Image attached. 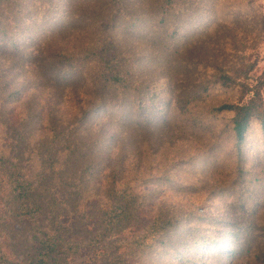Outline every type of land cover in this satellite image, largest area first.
I'll list each match as a JSON object with an SVG mask.
<instances>
[{"label": "rangeland", "instance_id": "1", "mask_svg": "<svg viewBox=\"0 0 264 264\" xmlns=\"http://www.w3.org/2000/svg\"><path fill=\"white\" fill-rule=\"evenodd\" d=\"M161 1L17 0L19 5L7 6L4 12L14 25L17 19H27L15 27L22 41L14 48L38 51L39 60L48 45L82 49L99 40L103 20L116 16L115 24L122 28L135 12L145 18L135 22L138 30L117 34L137 60L147 51L158 54L156 63L143 69L145 79L158 90L171 82L179 102L150 108L144 116L149 130L119 157L120 146L109 139V124L99 135L100 121H80L81 98L73 100L70 86L58 92L55 101L40 89L35 100L40 110H30L37 106L26 103L31 88L16 90L12 84L0 94V264H28L40 231L56 237L64 250L51 261L56 264H264L263 129L258 117L251 118L239 149L232 129L234 112L219 110L225 103L247 102L255 91L264 106V0H176L175 18L169 27L162 25L163 31L168 29L160 36L165 40L150 42L155 36L149 30H160ZM51 18L62 27L55 35L48 34ZM31 39L36 42L28 45ZM152 43H157L155 49ZM10 49L0 53L7 67L19 56V50ZM166 50L171 52L164 55ZM0 73L6 77L4 66ZM222 73L234 75L241 84H224ZM25 79L22 74L18 81ZM95 84L92 79L75 90L84 93ZM6 93L10 98L2 109ZM167 97L162 92L151 103L159 105ZM29 111L34 122L23 121ZM102 121L107 122L106 115ZM70 135V144L75 141L80 148L72 159L61 149L62 139ZM80 151L90 153L91 162L83 161ZM166 171L172 179L165 178ZM14 172L31 180L36 201L31 214L13 201ZM125 189L137 194L135 216L130 217L133 209L112 226L105 221L110 199L114 190ZM170 217L179 219L168 228L174 244L159 229ZM250 218L257 240L239 256V241L228 231L236 230V224L244 227ZM196 236L197 241L204 236L210 242L193 244ZM212 239L221 245L215 248ZM180 240L185 244L180 246ZM178 246L192 260L180 259Z\"/></svg>", "mask_w": 264, "mask_h": 264}, {"label": "trees", "instance_id": "2", "mask_svg": "<svg viewBox=\"0 0 264 264\" xmlns=\"http://www.w3.org/2000/svg\"><path fill=\"white\" fill-rule=\"evenodd\" d=\"M14 4L19 5L17 0H0V53H3L6 48H12L10 49L12 51L19 50V56L15 58L14 61H10L8 67L4 63L7 62V59H0V66H4L6 70V75H4L6 77H1L2 74L0 73V94L3 93L5 95V92H7L6 89L13 88L12 84L17 86L16 90L31 88L33 92L29 98L30 100L28 99L26 103L32 101L33 106L37 107L30 108V110H40L39 104L35 102L40 89L49 91V99L55 101V95L57 96V93L61 92L64 87L70 86L71 92H73V100L77 101L78 97L81 98L80 121H89L90 123L100 121L96 122L99 125L96 127L99 130V135H101L105 125L109 124L111 133L109 139L115 141V144L120 146L121 152L119 157H124V154L128 153L129 148L134 149L133 142L141 139L145 131L149 130L147 126L148 119H144V116L148 114L150 108L152 110L160 109L161 105L167 108L174 104L176 100L179 102V97H175L176 91L171 82H168L167 85L158 90V85L152 82V80L148 81L145 79L143 69L147 65H151V63H156L158 54L147 51L146 55L141 56L137 60L134 55L135 53L131 51L128 52L129 50L126 49L128 46L126 41L119 38L117 34L118 31H123L124 35L127 36L128 33H133L138 30L134 25L136 24L135 22L143 23L145 18L135 15V12H133V15L130 13V20L132 22L129 21V24L123 25L122 28H120L119 25L118 27L116 26V16L111 20H103V22L98 25L99 28L97 31L99 36L101 35L99 40L91 41L85 47H82L83 50L79 48L68 49L66 47L48 45L47 49L43 51V54H45L43 55V59L48 58V60H39L35 58L37 53H39L38 51L30 54L21 49L14 48L18 47L21 43L20 41H22L19 40L18 35L16 36L15 33L17 31L15 27H17L16 25H18L19 21L26 22L27 20L17 19L15 25L12 23L13 21L9 19V15L5 14L4 11L7 10V6L10 5V7H12ZM175 5L176 0L161 1V12L159 13L160 23L158 25L160 30H149V33L155 36L150 38V42H154L155 38L163 41L165 40L160 36L164 31H168V29L165 28L163 31L162 25H168L169 27L172 16L175 18V13L173 11ZM8 13L10 14V11ZM118 13L120 14V12ZM70 14L71 11L69 15ZM133 16H135V18ZM29 17L35 19L31 13H28V18ZM57 22L58 19H50L49 23H51L52 29L48 34L55 35V33L61 31L60 29H62V27H58ZM63 25L64 23H62V26ZM176 27L177 30L175 29V33L178 34L180 31H178V26H175V28ZM147 32L148 30L144 31V37L147 36ZM170 37H172L171 34ZM31 41L28 45H33L36 42L33 41V39H31ZM156 45L157 43L149 44V46L154 49ZM129 47L132 48L131 45ZM169 52H171V50H166L164 55L169 54ZM27 54H30L29 58L26 57ZM10 71H12L11 75L8 73ZM22 74L26 75L27 79L20 83L18 79ZM92 79L96 83V87L92 86L90 91L80 93L75 90L78 86H87L91 84ZM219 79L222 80L224 84L232 87L241 84L234 75L228 73H222ZM52 82L54 83V88L52 87ZM243 85L244 87L246 86L245 84ZM49 87H52V90ZM96 90H98V92H96ZM161 91L163 93L167 92L169 95V97L166 98L167 101H161L159 105L151 103V98L155 99L157 96L161 95ZM9 93H6L5 99L1 102L2 109L4 105L8 104L7 98H10ZM97 93H100V96H98ZM56 100H60L59 97ZM260 100V92L255 91L254 96L247 102L225 103L219 107V110L234 112L232 129L239 149L247 137V130L251 118H259L264 133V106H262ZM105 115L107 117V122L102 121ZM34 117L33 112L29 111V115L26 116L23 121L34 122ZM83 127H85V125H83ZM72 132L74 134V132L76 133L77 131L75 130ZM70 138L71 135L67 139L66 137L62 139L64 143L62 142L63 146L61 149L68 151L66 155H70L69 158L72 159V154H76L80 148L75 141H71L72 143L70 144ZM128 140H130V144L127 142ZM66 142H68L69 145H66ZM59 150L60 148L54 153H51V155L59 153ZM77 155L79 154L77 153ZM89 155L90 153H86L85 155L80 151V156L83 157L82 160L85 162H91ZM46 159L48 160V155ZM14 164V162H10L11 167L16 171ZM165 173V178L172 179L170 177H173V175H170L168 171ZM10 178L12 185L11 195L14 203L20 204V208H27V210H29L28 212L31 214L32 209L35 208L36 205L35 190L32 187L31 180L17 172H14ZM98 188L100 187L98 186ZM136 203L137 194L133 190H114V194L110 199V207L105 214V221L112 226L118 225L120 221L126 220L127 217L132 214L133 209L134 213L130 217H134ZM164 220L165 222L161 224L159 229L165 234L167 233L166 236H168V241L174 244V238L172 234H169L171 231L168 228L175 227L179 219L170 217ZM245 224L244 227L240 224H236V230L228 231L230 234H233L234 239L239 241L235 251L239 256H243L247 247L257 240L254 219H247ZM187 232L191 233L192 228L188 227ZM164 233L163 235L165 236ZM242 234L246 235L243 236ZM190 237L193 238V235ZM197 239L196 236L193 239L195 240L193 244L197 245V243L200 242H210V240L204 236H201L199 241H197ZM180 241V246L185 244V241ZM217 241L216 239L211 240L215 248L221 245V243ZM180 246L175 248V253L180 259L187 262L188 257L184 256L187 253ZM63 253L64 250L56 237L51 236L49 232L48 234H44L40 231L38 232L36 252L33 254L28 264H56L51 261ZM190 260L192 259L189 258L188 261ZM202 264L208 263L203 262Z\"/></svg>", "mask_w": 264, "mask_h": 264}]
</instances>
